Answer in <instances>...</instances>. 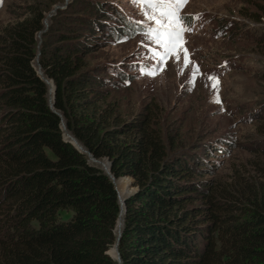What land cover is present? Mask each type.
Wrapping results in <instances>:
<instances>
[{"label":"trees","instance_id":"trees-1","mask_svg":"<svg viewBox=\"0 0 264 264\" xmlns=\"http://www.w3.org/2000/svg\"><path fill=\"white\" fill-rule=\"evenodd\" d=\"M30 13L0 31V105L7 109L0 121V191L9 200L0 264H264V168L258 181L215 195L204 174L190 177L203 172L201 162L170 156L150 119L126 122L112 103L104 105L94 87L101 78L83 70L74 31H59L57 45L42 47L40 74L36 43L45 14L31 6ZM116 27L121 34L133 28ZM44 76L56 85L53 106ZM89 153L111 161L124 199L130 191L123 176L137 186L124 203L119 241V192ZM64 210L73 216L61 220ZM117 242L120 262L108 253Z\"/></svg>","mask_w":264,"mask_h":264},{"label":"rangeland","instance_id":"rangeland-1","mask_svg":"<svg viewBox=\"0 0 264 264\" xmlns=\"http://www.w3.org/2000/svg\"><path fill=\"white\" fill-rule=\"evenodd\" d=\"M30 6L45 14L36 43L35 65L40 74L42 47L57 45V32L74 31L83 70L101 78L94 87L106 98L104 105L112 103L126 122L150 119L161 131L170 156L201 162L203 172H191V178L199 181L204 174L201 181L217 187L219 197L224 188L236 192L233 185L261 179L264 0H188L180 12L189 19L183 25L192 30L183 33L179 60L170 56L165 62L153 55L163 49L144 35L149 22L141 6L131 0H0V31L30 15ZM96 18L103 23L93 24ZM127 22L133 28L118 32L116 26L125 28ZM194 70L198 71L194 74ZM44 78L54 87L53 80ZM5 112L0 105V121ZM123 177H128L130 193L136 191L134 179ZM8 203L0 191V235ZM195 203L209 206L202 199ZM205 207L202 211L208 210ZM58 216L68 220L73 212L64 210Z\"/></svg>","mask_w":264,"mask_h":264},{"label":"snow or ice","instance_id":"snow-or-ice-1","mask_svg":"<svg viewBox=\"0 0 264 264\" xmlns=\"http://www.w3.org/2000/svg\"><path fill=\"white\" fill-rule=\"evenodd\" d=\"M131 2L141 6V14L149 22L148 29L144 31L146 38L153 39V42L163 49L162 53L154 52L153 55L159 56L161 62H165L170 56H176L179 60L178 51L183 42V33L192 30L183 25V18L180 16V10L188 0H131ZM184 51L186 53V49ZM184 62L187 66L189 61L186 55ZM195 71L198 70H194V74ZM216 83L218 82L213 83L212 87L215 88Z\"/></svg>","mask_w":264,"mask_h":264},{"label":"bare ground","instance_id":"bare-ground-1","mask_svg":"<svg viewBox=\"0 0 264 264\" xmlns=\"http://www.w3.org/2000/svg\"><path fill=\"white\" fill-rule=\"evenodd\" d=\"M49 83V81H48ZM50 85V83H49ZM51 86V85H50ZM52 87V86H51ZM55 87V86H54ZM54 87H52V89L50 88V100L53 101L54 99ZM66 138L69 139V140H73L78 146H83L81 145L77 140L76 138H74L70 133L67 132L66 134ZM109 161H102L100 163L101 166H103V168L105 170H109ZM115 183H116V186H117V189H118V192H119V199H120V203H121V206H122V213L120 214V217H119V220H118V223H117V233L120 232V230L122 229V224H123V217H124V203H125V199H124V186H123V178H119V179H115ZM110 253L118 259V248H117V244L112 247L110 249Z\"/></svg>","mask_w":264,"mask_h":264},{"label":"water","instance_id":"water-1","mask_svg":"<svg viewBox=\"0 0 264 264\" xmlns=\"http://www.w3.org/2000/svg\"><path fill=\"white\" fill-rule=\"evenodd\" d=\"M46 82L48 83V80H46ZM54 98H55V92H56V85L54 84ZM51 101V100H50ZM51 105L53 106V101H51ZM70 141H72V143L76 146V147H78L80 150H82V151H85V152H88V151H86V149L83 147V146H78L73 140H70ZM89 156H90V158H91V161H93V162H95V163H101L100 162V160H97V159H95L93 156H92V154H90L89 153ZM108 161H109V170H106V172L110 175V177L112 178V180H113V182L115 183V179H117L112 173H111V170H110V168H111V161L108 159ZM115 185H116V183H115ZM116 189H117V186H116ZM117 191H118V189H117ZM133 193V192H132ZM131 194V193H130ZM129 194V195H130ZM129 195H127V197L125 198V201L127 200V198L129 197ZM118 196H119V193H118ZM125 205V204H124ZM124 212H125V206H124ZM123 223H124V219H123ZM123 225V224H122ZM121 230H120V232H119V235H118V241H119V239H120V236H121ZM117 244V248H118V242L116 243ZM108 253L111 255V256H113L109 251H108ZM114 257V256H113ZM118 261L120 262V252H119V250H118Z\"/></svg>","mask_w":264,"mask_h":264}]
</instances>
